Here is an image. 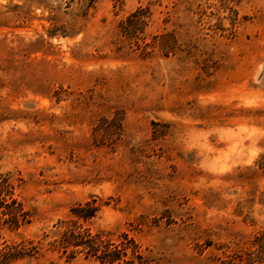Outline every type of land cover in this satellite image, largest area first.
<instances>
[{"label": "rangeland", "instance_id": "374dc122", "mask_svg": "<svg viewBox=\"0 0 264 264\" xmlns=\"http://www.w3.org/2000/svg\"><path fill=\"white\" fill-rule=\"evenodd\" d=\"M1 186V264H264V0H0Z\"/></svg>", "mask_w": 264, "mask_h": 264}, {"label": "trees", "instance_id": "16d2710c", "mask_svg": "<svg viewBox=\"0 0 264 264\" xmlns=\"http://www.w3.org/2000/svg\"><path fill=\"white\" fill-rule=\"evenodd\" d=\"M2 190L3 189L1 186V193L3 192ZM12 203H16L18 208H12L7 211L9 213V220H12L18 224L21 217L25 218V212L21 211V204L17 202L15 198H12ZM4 204L6 206L10 205L8 203ZM90 215H92V213H88L85 216L89 217ZM71 232V236L76 237L74 231ZM86 232L87 238L82 239V241L75 242V244H86V246L89 248V252L96 254L103 260V262H107L108 264H126L130 262L131 264H134L135 261H138L140 264H148V260L140 250V246L132 238H128L127 235H124L123 239L115 241L112 239H103L100 233L91 234L89 231ZM78 235H80V233ZM82 237L83 236H81V238ZM69 241L70 239L68 237V232H66L63 244L66 245V243ZM8 255L9 252L0 253V264L1 261ZM123 255H127L128 258H122Z\"/></svg>", "mask_w": 264, "mask_h": 264}]
</instances>
